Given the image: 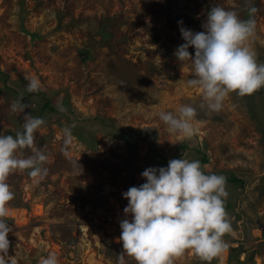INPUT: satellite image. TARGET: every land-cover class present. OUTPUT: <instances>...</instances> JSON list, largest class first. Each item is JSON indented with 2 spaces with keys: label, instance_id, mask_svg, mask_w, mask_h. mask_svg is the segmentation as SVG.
I'll list each match as a JSON object with an SVG mask.
<instances>
[{
  "label": "rangeland",
  "instance_id": "1",
  "mask_svg": "<svg viewBox=\"0 0 264 264\" xmlns=\"http://www.w3.org/2000/svg\"><path fill=\"white\" fill-rule=\"evenodd\" d=\"M213 5L255 19L246 43L264 62V0H0V131L15 136L25 113L42 117L34 147L48 156L38 183L27 169L7 177L8 255L17 264H37L49 252L59 264H116L120 221L130 218L122 193L145 182L146 168L182 157L225 177L232 230L211 261L186 249L172 264H264V87L233 91L210 111L202 88L187 84L191 61L174 55L185 43L178 21L204 31ZM33 76L41 89L28 92L25 77ZM14 102L28 107L12 112ZM186 104L197 109L190 138L158 115ZM125 264L136 261L126 255Z\"/></svg>",
  "mask_w": 264,
  "mask_h": 264
},
{
  "label": "clouds",
  "instance_id": "2",
  "mask_svg": "<svg viewBox=\"0 0 264 264\" xmlns=\"http://www.w3.org/2000/svg\"><path fill=\"white\" fill-rule=\"evenodd\" d=\"M250 13H255L253 6ZM180 31L185 43L179 45L174 55L183 63L191 61L193 78L189 86L202 88L203 101L207 109L218 112L224 99L235 91L239 96L252 94L264 87V62H258L257 54L246 41L255 35L256 21L241 19L234 9L213 5L202 24L204 31H193L183 27ZM194 46L195 55L189 52ZM28 92L41 89L36 77H25ZM205 103H201L203 108ZM28 106L14 102L12 112H24ZM63 111V108L60 109ZM197 109L192 105H181L175 111H160L159 119L169 131L192 137L196 131L192 123ZM42 117L25 113L23 131L15 136L0 131V264H17L15 256H9L12 231L8 224L7 204L14 193L7 177L15 170H28L34 182L47 175L44 166L46 153L34 147L35 133L44 125ZM64 144L72 139V126L63 129ZM31 148L32 154L18 156L17 150ZM75 165L78 160L69 157ZM146 178L139 186H131L122 195L128 199L124 213L130 218L120 221L123 252L116 264H125V256L134 258L136 264H172V258L186 249H193L205 261H211L228 245L223 240L232 230L225 211L228 196L223 175L206 173L199 160L172 158L167 166H151L142 173ZM37 264H59L57 255L49 252L39 258Z\"/></svg>",
  "mask_w": 264,
  "mask_h": 264
},
{
  "label": "trees",
  "instance_id": "3",
  "mask_svg": "<svg viewBox=\"0 0 264 264\" xmlns=\"http://www.w3.org/2000/svg\"><path fill=\"white\" fill-rule=\"evenodd\" d=\"M46 106L49 107V108H51V109H53V107L50 105L49 102H47ZM235 180H236V178H235Z\"/></svg>",
  "mask_w": 264,
  "mask_h": 264
}]
</instances>
